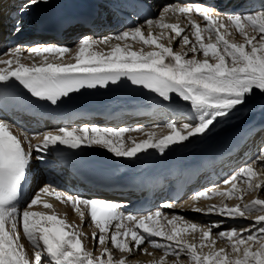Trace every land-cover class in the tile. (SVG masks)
Masks as SVG:
<instances>
[{"label": "snow or ice", "instance_id": "1", "mask_svg": "<svg viewBox=\"0 0 264 264\" xmlns=\"http://www.w3.org/2000/svg\"><path fill=\"white\" fill-rule=\"evenodd\" d=\"M40 3L47 4L48 0H26L19 12L22 14L29 7ZM195 7L209 25L207 29L209 43L205 44L201 42V29L196 24H192L199 50L203 53V60L197 59L195 55L185 59L187 52L174 53L171 46L165 47L157 43V39L151 38L153 23L151 20L147 21L148 39L142 34L140 26L101 39L83 37L74 54L75 63L45 62L46 54L60 58L71 51L63 45L31 47L28 50V56L40 57L42 62L39 65L33 63L28 66L21 63L22 50L19 46L3 54L10 56L11 59L0 56V65L7 66V68H0V83L7 85L10 80L18 82L32 97L50 102L52 105H56L62 98L82 88H103L109 84H116L121 77H127L132 85L143 86L157 93L164 101L173 100L174 97L171 94H175V97L190 102L191 108L199 114L198 123H183L182 128L185 134H181L177 126L170 123L167 127L174 135H165L154 142L153 137L156 133L152 130L147 133V140L135 143L129 149H124L122 143L117 145L115 138L136 129L98 128L88 125L81 128L60 127L55 131L37 134L42 137V141L33 145L24 129H19L18 134H13L12 125L7 121H0V264H128L127 256L113 258V247L121 254L131 255L135 252L147 253L149 244L156 249L164 250V255L154 264H168L166 257L170 254L176 258L172 264H179L181 253L189 255L193 264H213L214 258L217 264H264V199L257 198L250 203L238 204L235 208L225 206L217 213L230 218L237 216L247 218L250 214H255V219L243 229L232 228L216 233L217 236L226 238L228 242L234 241L230 244L231 252L235 254L234 259L229 258L228 252L223 248L215 253V257L212 255L201 257L197 255L196 245H185L178 241L177 233L180 229H176L173 222L181 218L176 215L168 221L175 229L169 234L154 226L150 227L149 222L155 225L154 217H160V210H156L154 214L137 216L117 211L119 205L116 203L89 200L51 189L58 200L70 203L81 219L85 216L84 210L90 209L91 220L100 233L97 237V234L93 232L92 244L94 248L103 245L101 255L94 256L87 250L88 245L82 244L80 237L83 233L78 228H72L64 219H58L56 215L33 213L29 210L32 205L39 202V195L32 198L23 210L18 211L14 206L7 207L18 196L19 186L33 151L36 153L37 160H44L47 150L57 145L66 146L69 149L99 145L107 148L116 157L125 158H134L138 153L149 149H156L160 154H164L170 145H177L204 134L217 121V118L229 116L233 110L237 109V106L243 105L254 91L258 90L264 94V10L251 14H229L227 21L216 17V27L213 29V19L210 14L199 4ZM178 11L186 13L188 9L180 7ZM16 25V31H21L19 21ZM226 25L234 26L239 30L245 43H230L220 32V29H225ZM164 27L170 26L164 25ZM171 27L176 32V36L181 35V29H177L175 25ZM245 28L250 29L254 34L249 35ZM213 36L215 43L211 42ZM128 38H138L144 44L155 45L160 51L147 54L129 51L126 44L121 47V42ZM112 41L116 43L112 44ZM182 41L183 45H189L188 35H183ZM109 44H111V52L107 55L93 51L99 45ZM187 51L197 53L196 44H192ZM210 55L217 61L216 63L209 62ZM229 60L230 63H228ZM13 62H15L14 69ZM257 165H259L258 171ZM258 172L264 175V153L259 154L257 158L222 181V183L231 184V190L227 195L237 196L236 181L247 183L252 191L264 189V182H251V178L257 176ZM42 191L48 193L49 186H45ZM241 191H247V189ZM216 192L218 189H214V194ZM219 194L225 195L223 192ZM205 195L206 192L201 191L194 196V199ZM177 206V203L162 205L167 208ZM44 207L50 206L45 203ZM212 210L209 209V211ZM195 211L200 209L197 208ZM36 216H39L38 220L35 219ZM165 219H168L167 216ZM112 220H116L117 223L114 226L115 231L109 236L107 227ZM124 220L134 224L135 228L121 223ZM49 224L51 227L47 226ZM221 224L223 221H217L215 226L219 227ZM18 225H22L23 236L31 242L34 255L23 251L24 245L20 243L21 233ZM69 228L71 231H66ZM189 229L195 231L197 225L191 223L184 231ZM201 232L202 238H207L211 230L210 228L202 229ZM129 235V240L118 241V237ZM152 237H164L166 241H176V244L157 243L151 239ZM106 241L110 242L106 243ZM104 256L107 257L106 261L103 259Z\"/></svg>", "mask_w": 264, "mask_h": 264}, {"label": "bare ground", "instance_id": "2", "mask_svg": "<svg viewBox=\"0 0 264 264\" xmlns=\"http://www.w3.org/2000/svg\"><path fill=\"white\" fill-rule=\"evenodd\" d=\"M124 0H84L85 3H96L97 6L101 7L105 12L104 17L106 19H111V14L108 11L106 5L115 4L116 2H122ZM189 3H196L199 5H203L205 7V11H207L211 18L213 19L212 27L215 29V18L220 17L222 20L227 21V16L230 14H251L258 13L264 8L255 7L250 8L246 7L241 10H238V5L234 4L233 10L227 9V5L221 6L219 1H209V0H186ZM59 0H48V3H40L38 5L29 7L23 14H28L31 17L30 22L27 24L21 23L19 27L22 29L34 28L38 31V22L50 11L56 7ZM26 3V0H0V56H3L4 59H11L10 56L3 55L7 53L9 50L14 47H21L22 54L20 56V62L31 66L33 63L39 65L41 64V58L32 56H28V50L31 47H42L44 45L38 44L36 41L30 45L23 46L22 43L27 42L29 39L33 38L32 36L22 37L18 36L19 32H11L8 31L6 26L7 15L9 12L13 11L18 6L22 7ZM210 3V4H209ZM215 3V4H211ZM154 7L159 11L154 18L148 19L146 21H137L136 26L141 27L142 34H144L145 38L148 39V30L149 25L147 21H153L151 25L152 37L157 39V43L164 45L165 47L171 46L174 53L187 52V56L185 59H190L193 55L196 56L197 59L203 60V53L199 50V43L195 39V29L192 27V24H196L201 29V36L203 43H209V38L207 34V29L209 27L208 23L203 19V16H198L196 12L192 9H188L186 13H180L178 9L183 7L181 0H153ZM120 6H124L121 4ZM191 18L189 20L188 18ZM158 22V23H157ZM17 23V22H16ZM164 25H169L170 27L165 28ZM175 25L177 29H181V35L176 36V32L171 27ZM9 26V24H7ZM32 26V27H31ZM134 26V27H136ZM134 27H121L118 28L114 26H105L100 28L101 30L96 31H80L76 29H72L65 34V38L61 42H57L55 40H45L46 45H63L69 48L71 51L65 53L63 57L57 58L52 54H46L47 60L45 62H52L58 64H68L75 63L74 54L76 49L78 48V44L83 37H92L95 39H101L108 36H114L115 34L122 33L123 31H129L134 29ZM33 31V30H32ZM245 31L249 35H253L250 29L245 28ZM221 34L225 35V38L229 40L230 43H245L244 37L240 34V31L237 30L234 26L226 25L225 29H220ZM7 35V37H6ZM188 35L189 37V45H183L182 36ZM258 35V34H256ZM12 37H17V41L10 44L9 41ZM212 43H215V38L213 36ZM116 43L112 41V44ZM125 44L128 46L129 51H135L139 54H147L148 52L156 51L159 52L160 49L156 48L155 45L152 44H144L143 41L137 39L128 38L126 41L121 42V47H124ZM196 44L197 53L188 52V48L192 45ZM246 50H248V46L246 45ZM93 51L99 52L102 55H107L111 52V44L109 45H99L94 48ZM222 51V49H221ZM170 59V58H168ZM210 63H216L217 61L213 60L211 55L208 57ZM166 63L168 60L166 59ZM230 63V60L228 61ZM0 68H7L5 65H0ZM15 68V62H13V69ZM121 99H117L116 103L124 102ZM141 101H126L122 105L115 104V106H121L120 110H134L135 108L144 107L141 105ZM147 108H151V115L147 119H136V120H125V121H116V122H101L98 120H91L80 122L76 125H67L61 127H75L81 128L85 125L95 126L98 128H111V129H120V128H129L136 129V131H130L123 133L122 136L115 138V143L117 145L123 144L124 149H129L134 146L135 143H140L148 139L147 133L149 131L154 130L156 135L153 137V141L155 142L159 138H163L165 135H174L172 130L167 127L168 124H175L177 129L181 131V134H185L182 125L183 123H198L199 122V114L196 113L190 105V102H186L183 104H175L172 102L164 101V100H156L154 102L148 103L145 105ZM264 117V94H261L258 90L254 91V94L247 97L245 103L243 105L237 106V109L233 110L229 116L217 118V121L214 122L213 125L210 126L209 130L202 135H198L197 137L190 138L188 141L182 142L177 145H170L164 154H168L174 151H182V157L188 158L194 155H202V157H210V159L203 165L212 162L211 166H195L194 169L196 171L201 172V178L203 177L204 183L199 184V181L194 185L190 194L185 195L181 200L177 202L178 206L175 208H167L162 207V205L166 203H171L167 201H160L158 199L156 205L151 208L147 213L136 214L137 216H144L150 213L154 214L156 210L161 211L160 217H154L156 221L155 225L149 222L150 227H155L159 230L164 231L166 234L171 233L175 229L173 228V224L176 229H180L177 233V240L181 241L185 245H196L197 255L201 257L205 255H212L215 257V253L223 248L228 254L229 258L234 259L235 254L231 252L230 244L232 242H228L226 238H222L216 235V233L226 230V229H243L245 226L250 224L255 219V214H250L247 218L239 217L230 218L227 216H221L217 213L219 210L225 208H235L238 204L242 205L243 203H250L254 199H264V189L252 191L249 188L247 183L243 181H236V193L237 196H229L227 193L231 190V184L222 183L225 179L229 178L237 169L246 165L254 158L258 157V152H251L255 146L259 147L261 144L257 145V141L262 137L261 133L264 131H253L252 133H247L250 127L255 129V127L259 126V122H256V119ZM0 121H7L12 125L11 131L13 134H18L19 129H24L26 134H28L29 139L33 145L37 143H41L42 137L37 136L39 133H44L47 131H55L60 127H52L43 122L36 121L34 119L26 118L21 115H11V116H2L0 115ZM240 135L238 140L235 142H231L234 136ZM35 137V138H33ZM243 137L247 138V143L244 144L240 150L242 153L236 154L235 150L240 147L242 144ZM264 137V136H263ZM21 139H23L21 137ZM207 144H212L213 147L208 151L205 149ZM25 147L27 145L25 144ZM55 146H51L45 155L44 160L35 159V151H33V156L30 160L31 170H34L36 173L34 175H39L37 178L34 177V181L37 182L33 184L32 190L33 194L31 198L25 202L22 206L15 207L18 211L23 210L27 204L30 202L32 198L36 195H39V202L35 205H32L30 211L33 213H43L45 215H56L58 219H64L66 223L70 224L72 228H78L82 233L81 236L82 244L88 245V251H91L94 256H100L103 245L99 247H95L92 244V234L95 232L97 237L99 236V229L92 228L88 229L85 223L81 224V217L77 211L73 209L70 203L62 202V200H58L55 196V193L51 191V189H55L57 191H62L67 194H71L73 196H80L72 193L74 190L71 188L70 182L57 175V169L59 167L58 164L54 163V159L51 156V150ZM92 154L105 158L107 160H111L114 162H122L127 160H136L143 158L149 155H158L160 154L156 149H149L146 152L138 153L134 158H125V157H116L114 153L107 150V148L93 145L91 147H84ZM256 148V147H255ZM214 153V155H213ZM235 153V154H234ZM222 154V155H221ZM218 155V156H217ZM244 155V158L241 156ZM217 156V159L214 157ZM221 156H225L220 160ZM200 157V159L202 158ZM220 160V161H218ZM181 162L171 163L170 166L174 167ZM232 163L233 165H229ZM176 168H179L177 166ZM218 168V169H217ZM173 169V168H171ZM216 169L218 173L224 174L222 178L218 180L208 178L212 175L214 178L218 175L216 173ZM258 171L259 165L256 166ZM166 176L170 175V172L165 174ZM36 179V180H35ZM40 181L42 184L40 185ZM252 183L264 182V175H260L259 172L257 176L251 178ZM45 186H49L50 191L48 193H44L42 189ZM214 189H218V192L214 194ZM242 189H247V191H241ZM95 193V191L91 190ZM201 191H205L206 195L201 196L199 199H194V196ZM219 192L225 193V195H220ZM239 197V198H237ZM47 203L50 207H44V204ZM82 208V206H81ZM200 209V211H195V209ZM213 209L209 211V209ZM83 210V209H82ZM173 215L180 217L181 219L178 221H174L173 224H169V220ZM167 216L168 219H165ZM86 218V215L84 216ZM35 219H39V216H36ZM217 221H223L219 227H216L215 224ZM116 220H112L107 227V234L110 236L115 231ZM121 223L130 226L131 228H135L134 224H131L127 220L121 221ZM191 223H195L197 225V229L195 231L188 230L184 231V229ZM51 227V225H47ZM6 225V229H7ZM20 228L21 238L20 243L24 245L23 251L28 254H33V246L31 242L27 239V237L23 236L22 225H18ZM211 230L210 235L207 238H202V229ZM66 231H71V228L66 229ZM123 231V229H121ZM142 231V229L140 230ZM39 233H37L38 235ZM130 239V235L128 237H118V241L124 240L127 241ZM152 240H155L157 243L161 244H176V241H166L164 237H152ZM214 241V242H213ZM110 241H106L109 243ZM42 246V241H41ZM143 247V246H141ZM113 258H119L121 255L127 256L128 264H154L155 261L159 260L161 256L164 255L163 248L156 249L152 247V245H148L147 253L135 252L131 255L129 254H121L114 247L112 248ZM103 259H107L106 256ZM175 256L169 255L166 257L168 264H172L175 260ZM179 264H193L191 257L186 255L185 253L180 254ZM213 264H217L215 258Z\"/></svg>", "mask_w": 264, "mask_h": 264}, {"label": "rangeland", "instance_id": "3", "mask_svg": "<svg viewBox=\"0 0 264 264\" xmlns=\"http://www.w3.org/2000/svg\"><path fill=\"white\" fill-rule=\"evenodd\" d=\"M40 185L42 184V182L40 181V183H39ZM34 191V190H33ZM33 191L31 192V195L33 194Z\"/></svg>", "mask_w": 264, "mask_h": 264}]
</instances>
